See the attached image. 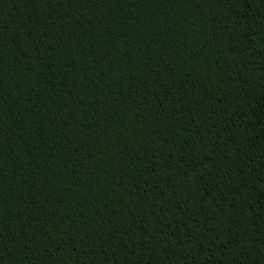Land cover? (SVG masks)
<instances>
[{
  "label": "trees",
  "instance_id": "1",
  "mask_svg": "<svg viewBox=\"0 0 264 264\" xmlns=\"http://www.w3.org/2000/svg\"><path fill=\"white\" fill-rule=\"evenodd\" d=\"M0 264H264V0H0Z\"/></svg>",
  "mask_w": 264,
  "mask_h": 264
}]
</instances>
